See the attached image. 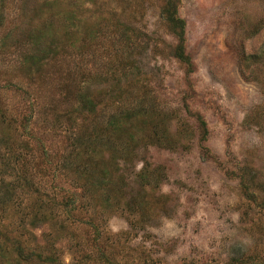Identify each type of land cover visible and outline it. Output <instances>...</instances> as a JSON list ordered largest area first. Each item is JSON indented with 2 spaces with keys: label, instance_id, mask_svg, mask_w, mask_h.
<instances>
[{
  "label": "rangeland",
  "instance_id": "rangeland-1",
  "mask_svg": "<svg viewBox=\"0 0 264 264\" xmlns=\"http://www.w3.org/2000/svg\"><path fill=\"white\" fill-rule=\"evenodd\" d=\"M164 1L0 0V155L16 151L17 173L29 167L50 193L74 189L63 167L105 168L114 206H141L94 220L83 191L77 223L39 214L41 248L63 221L61 264H102L100 244L116 264H264V27L245 36L264 0H177L192 71L174 55ZM28 192L11 197L26 205ZM85 219L102 229L96 243Z\"/></svg>",
  "mask_w": 264,
  "mask_h": 264
},
{
  "label": "trees",
  "instance_id": "trees-1",
  "mask_svg": "<svg viewBox=\"0 0 264 264\" xmlns=\"http://www.w3.org/2000/svg\"><path fill=\"white\" fill-rule=\"evenodd\" d=\"M160 10L161 16L176 36V44L174 47L175 57L183 62L188 70L192 71L193 62L191 56L186 51L185 26L183 19L178 15L177 0H165ZM263 27L264 21L256 22L252 25L250 30H246L245 36L250 38L253 34L255 35L258 33ZM252 55L253 54H246L244 48H240L239 56L241 60ZM256 55L259 56V53L257 52ZM31 59L32 56H28L26 60L30 63L33 62ZM28 118L29 116L25 119L28 120ZM16 120L17 116H13L9 119L5 124V128L2 129L3 136L7 135V131L13 127L12 125ZM78 139L77 141L81 142V136H79ZM6 142L7 136L2 137L1 144ZM91 144H93V140ZM26 146L27 145H25V147ZM25 149L28 150V146ZM19 157L20 155L16 151L11 156L0 155V264H61L55 254L57 250L56 243L62 238L61 234L65 228L63 221L55 222L57 225L49 224L53 231L50 230V232L42 236V240L44 241L43 248L35 243V234L33 233L32 228L41 222L39 214H42L47 218L50 214H53L52 211H55V209L64 210L68 213H75L78 211L83 205V203L81 204L80 202V196L83 194V191L91 193V196L95 197L97 201L96 203L98 206L96 207L94 205V220L97 216L100 217L99 210L101 209V211H103L106 208L114 209L115 207L114 211L121 210L123 213L126 212L128 214L134 212L140 213V202L132 196L122 201V203L119 200L116 206H114V202L112 201L113 197L111 195L114 186L110 185V182L105 179L107 176L106 174H108L105 168L98 169L93 166L92 168L95 172L91 173V171L86 168L80 169L79 164L74 168L63 167L64 169L59 170V174L70 175L73 178L74 189H72L71 192H66L61 185H54L52 186L53 190L50 188V193L44 189L37 188L36 182L32 179L34 173L29 171V167H27L29 174H24L23 172L17 173L16 163L17 160H19ZM30 160L32 161V157ZM145 170L146 167L143 172L140 171L138 174L140 178H145L147 176ZM8 173L12 178L7 182L5 181L4 176ZM85 175L88 179L83 178ZM79 179H82V181H79ZM17 188L23 191L26 188L27 192L32 189V191L28 193L33 197L26 196V199L30 200V202H28L29 204H23V200L14 201V198L13 196L11 197V195H13ZM55 188H57L58 191H56ZM34 193H36V196ZM136 207L137 210H135ZM128 214H126L127 219ZM13 215L20 218L18 220H13ZM77 215L78 213H75L74 216L77 221L73 220L74 223L75 221L76 223L80 221V218H78ZM93 219H85L84 222L85 224H89L93 230L94 234L92 233V240L96 243L98 233L99 231H102V229L99 228ZM128 223L129 225H132V219H129ZM42 224L45 223L42 222ZM52 232H54V238L52 237ZM108 238H110V236H108ZM101 247L102 245L100 244L96 251V255H98L103 261L102 264L105 262L107 264H116V262L110 260L109 255H106V253L100 249Z\"/></svg>",
  "mask_w": 264,
  "mask_h": 264
}]
</instances>
